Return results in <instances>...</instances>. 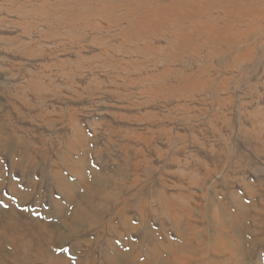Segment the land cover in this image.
<instances>
[{
  "label": "rangeland",
  "instance_id": "1",
  "mask_svg": "<svg viewBox=\"0 0 264 264\" xmlns=\"http://www.w3.org/2000/svg\"><path fill=\"white\" fill-rule=\"evenodd\" d=\"M140 262L264 264V0H0V264Z\"/></svg>",
  "mask_w": 264,
  "mask_h": 264
},
{
  "label": "bare ground",
  "instance_id": "2",
  "mask_svg": "<svg viewBox=\"0 0 264 264\" xmlns=\"http://www.w3.org/2000/svg\"><path fill=\"white\" fill-rule=\"evenodd\" d=\"M251 12V11H250ZM127 68V67H126ZM154 100V99H153ZM36 117V116H35ZM3 133H5V132H3ZM7 140V139H6ZM5 140V141H6ZM8 141H10V140H8ZM11 142V141H10ZM5 143V142H4ZM2 144V143H1ZM4 147V146H3ZM32 148V147H31ZM32 150V149H31ZM34 155V154H33ZM83 158V157H82ZM19 160V159H18ZM81 160V159H80ZM30 161L32 162V164H34V162L32 161V159H30ZM82 161V160H81ZM79 163V162H78ZM38 165V163H36V166ZM71 168V167H70ZM13 169V168H12ZM74 185V184H73ZM85 188V187H84ZM63 191V190H62ZM68 191H66V193H67ZM245 210V209H244ZM124 214V213H123ZM143 214V213H142ZM156 214V213H155ZM232 224V223H231ZM100 242V241H99ZM100 246V245H99ZM102 250V249H101ZM135 252H137V251H135ZM146 257H147V255H146ZM140 258V257H139ZM134 260V259H133ZM147 260V259H146ZM156 260V259H155ZM162 261V260H161ZM135 262V261H134ZM138 263V262H137ZM141 263V262H140ZM142 264V263H141Z\"/></svg>",
  "mask_w": 264,
  "mask_h": 264
}]
</instances>
